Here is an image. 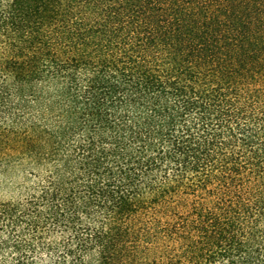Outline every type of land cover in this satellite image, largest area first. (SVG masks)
Instances as JSON below:
<instances>
[{
	"label": "trees",
	"instance_id": "trees-1",
	"mask_svg": "<svg viewBox=\"0 0 264 264\" xmlns=\"http://www.w3.org/2000/svg\"><path fill=\"white\" fill-rule=\"evenodd\" d=\"M0 264H264V0H0Z\"/></svg>",
	"mask_w": 264,
	"mask_h": 264
},
{
	"label": "rangeland",
	"instance_id": "rangeland-1",
	"mask_svg": "<svg viewBox=\"0 0 264 264\" xmlns=\"http://www.w3.org/2000/svg\"><path fill=\"white\" fill-rule=\"evenodd\" d=\"M8 178L1 177L0 178V197L3 199L10 198L12 193V187L13 185H9V181H7Z\"/></svg>",
	"mask_w": 264,
	"mask_h": 264
}]
</instances>
